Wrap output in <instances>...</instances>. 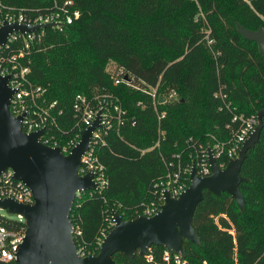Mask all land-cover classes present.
<instances>
[{"label":"trees","instance_id":"obj_1","mask_svg":"<svg viewBox=\"0 0 264 264\" xmlns=\"http://www.w3.org/2000/svg\"><path fill=\"white\" fill-rule=\"evenodd\" d=\"M21 1L28 7L40 4ZM196 1L214 31L223 13L222 0ZM227 1L234 27L220 38L216 61L206 63L196 37L183 40L172 22L188 7V0H75L79 19L63 32L46 29L41 49L31 55L30 77L45 88L49 101L56 100L63 109L58 125L67 134L79 130L72 110L77 93L90 96L105 89L117 95L126 110L124 123L105 136L97 152L107 188L81 192L70 213L73 227L81 232L74 241L86 256L98 252L97 242L109 229L111 211L130 219L158 199L156 184L167 170L164 158L173 160L174 154H180L182 165H192L208 146L200 141L227 140L240 128L241 122L232 120L235 106L244 115L248 112L243 105H250L255 113L264 108V57L256 42L244 39L235 24L264 28V0ZM169 50L174 55L168 57ZM108 61L124 70L128 82L112 84ZM205 63L206 79L200 86ZM245 78L255 85L254 93ZM158 82L159 92L175 89L179 95L176 102L158 106L166 110L161 120L151 97L133 88ZM219 89L227 94L231 110L213 96ZM158 138V147L141 153ZM240 172L248 178L239 185L245 210L240 212L225 192L216 196L204 190L192 219L201 245L187 243L182 260L188 264H264V116L259 140L248 150ZM165 251L151 245L144 255L136 252L130 258L117 252L113 258L117 264H176L174 255L164 259Z\"/></svg>","mask_w":264,"mask_h":264},{"label":"water","instance_id":"obj_2","mask_svg":"<svg viewBox=\"0 0 264 264\" xmlns=\"http://www.w3.org/2000/svg\"><path fill=\"white\" fill-rule=\"evenodd\" d=\"M236 31L246 40L256 42L264 57V28L243 27L238 22ZM47 25H20L5 22L0 28V44L12 31L20 33L48 28ZM14 90L8 77L0 75V172L10 168L14 177L26 184L34 198L33 204H20L12 199H0V208L23 216L25 235L16 250L15 264H117L113 256L121 252L132 258L136 252L146 254L151 245L163 246L168 255L184 259L186 245H201L192 225L195 209L207 190L219 196L229 194L243 212L245 198L239 185L248 178L241 175V166L249 149L259 140L263 128L264 108L256 113L257 124L244 140L238 155L220 167L210 147L206 149L210 174L200 176L195 163L189 175V185L176 197L168 190L162 192L163 204L151 216L137 215L130 219L111 211L113 227L102 239L96 254L82 256L74 241L70 213L75 197L83 191L97 189L93 173L80 175L82 155L89 147L91 132L99 125L100 111L91 126L83 129L80 140L69 154L59 147L43 144L39 137L43 129L26 133L20 116H13L10 102ZM161 101V98H160Z\"/></svg>","mask_w":264,"mask_h":264},{"label":"built area","instance_id":"obj_3","mask_svg":"<svg viewBox=\"0 0 264 264\" xmlns=\"http://www.w3.org/2000/svg\"><path fill=\"white\" fill-rule=\"evenodd\" d=\"M38 1H40L39 5L28 7L27 5H21V0L15 4H11L10 0H0V28L5 22L28 26L53 24L51 27L40 28L31 32L12 31L7 35L5 42L0 44V75L8 77V86L14 90L10 102V111L13 116H23L21 127L24 132L30 133L43 129L39 140L45 145L59 147L64 154L71 152L80 140L81 131L92 125L97 113L100 111L99 125L91 132L89 147L82 155L78 172L80 175L93 173V180L97 185V189L93 191H102L107 188L108 178L97 152L99 147L105 144V136L124 123L126 110L123 108L119 97L105 89H99L90 96L77 93L73 98L72 110L79 130L69 135L66 130L59 127L58 121L63 116V109L56 100L49 101L47 99L45 88L32 81L30 77L31 55L34 51L41 49L46 29L63 32L79 19L81 12L76 6L75 0ZM106 71L109 73L114 86L128 82L127 74L122 68L115 65L111 68L108 67ZM134 88L151 97L158 120L166 116V110H159L158 106L171 103L173 99H179L175 89L159 92V82L153 87L147 88L139 85L134 86ZM161 94H164V96ZM213 96L222 101L227 109L231 110L230 103L226 101L227 94L222 89L215 91ZM140 103L141 101L138 102V104ZM232 120L240 121V128L231 138L215 140L210 147L220 167H224L230 159L238 155L242 143L254 129L252 128L253 124H257V119L246 120L243 116H237L235 113ZM159 144L160 138L157 139L154 145L141 149V153L158 147ZM207 147L209 146L204 147L203 157L197 162L193 161L200 176L210 174V166L206 155ZM172 157L173 160L164 158L167 170L163 178L156 184L159 191L158 199L146 204L137 215L151 216L155 214L163 204V191L168 190L172 196L176 197L189 185L192 165H182L180 154H174ZM218 159H221V162ZM6 198L20 204H33L34 202L30 188L17 180L14 177V171L10 168L0 172V199ZM14 215L16 216L15 219L0 215V264H15L16 250L25 235L26 225L23 216ZM113 225L114 222L110 218L108 231ZM73 228L75 239L81 232L78 228ZM108 231L103 232L99 238L97 242L98 249ZM78 252L80 255L86 256L82 250L78 249ZM169 256L165 251L164 259L168 260ZM174 260L186 264L180 257L175 255Z\"/></svg>","mask_w":264,"mask_h":264},{"label":"rangeland","instance_id":"obj_4","mask_svg":"<svg viewBox=\"0 0 264 264\" xmlns=\"http://www.w3.org/2000/svg\"><path fill=\"white\" fill-rule=\"evenodd\" d=\"M187 6L188 7L185 10L176 14L173 17L172 22L175 28L179 31L180 35H183V40H187L191 36L196 37L195 40H197V44H199V46L202 49L206 63H208L209 60L216 61L218 56V52L216 51V46L218 45L220 38L222 37L223 39L225 32L234 27L230 3L227 0H222L223 13L220 15L221 19H219V22H217L216 29L214 31L210 27L209 22L206 19L203 10L198 5L196 0H188ZM165 53L168 55V57L174 55V53L171 50L165 51ZM206 63H205V70L199 76L200 86H204L205 83L206 69H207ZM114 66H115L114 62L108 61L106 65V70L108 69V67L111 68ZM238 69L239 68H237V70ZM245 80L250 90L254 93L256 91L255 85L250 81H248L246 78ZM161 95L164 96V94ZM177 96L179 97V95ZM177 100L179 99H173L172 102H176ZM241 107L242 110L248 112V115H244V113L238 111L237 107L235 106V114L237 116H243L246 120H249L251 118H254L256 120V113L254 112V110L250 105H243ZM255 126L256 123L253 124L252 128H254ZM200 143L202 145L207 144L209 147L213 145V141L211 139H208L205 142L200 141ZM0 215L9 219L16 218L14 214L9 213L7 209H3V208H0ZM149 259H151V257H149ZM183 261L186 264H188L186 260ZM175 263L183 264L182 261H180V263L175 261Z\"/></svg>","mask_w":264,"mask_h":264}]
</instances>
